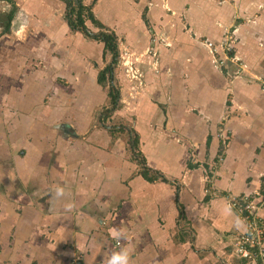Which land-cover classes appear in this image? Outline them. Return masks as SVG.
I'll return each instance as SVG.
<instances>
[{
	"label": "crops",
	"instance_id": "crops-1",
	"mask_svg": "<svg viewBox=\"0 0 264 264\" xmlns=\"http://www.w3.org/2000/svg\"><path fill=\"white\" fill-rule=\"evenodd\" d=\"M12 2L5 29L0 0V264H106L121 248L129 264H256L233 253L246 223L225 196L252 195L264 217V0H81L117 38L105 122L103 43L69 29L61 0ZM103 123L136 133L151 182L127 132Z\"/></svg>",
	"mask_w": 264,
	"mask_h": 264
},
{
	"label": "trees",
	"instance_id": "trees-1",
	"mask_svg": "<svg viewBox=\"0 0 264 264\" xmlns=\"http://www.w3.org/2000/svg\"><path fill=\"white\" fill-rule=\"evenodd\" d=\"M11 3L13 6L10 10L9 14L7 15V22L5 29L8 28L10 25V22L12 20L13 12L15 10V7L13 5L12 0H5ZM65 4V11H64V19L66 21V24L68 25L69 29L72 32L79 31L81 32L85 37H88L90 39L100 41L103 43L104 46V53L109 52L111 54V61L108 63L103 69L98 71L97 74V82L101 86H108V92L107 96L110 98V107L106 108L104 111L98 113V119L100 122H105L109 114L112 113V111L117 108L119 105V90L115 87L113 81V68L116 64L119 52L117 48V38L114 35L113 32H111L109 29L102 26L98 21L94 19L91 12L89 11L88 7H85L81 0H61ZM85 20H90L94 26H97L99 30L97 32H92L90 29H88L85 25ZM109 130L117 129L119 131H126L128 134V149L131 152V155L134 159L138 161L139 164V173L149 182L152 181L154 178L147 177V169L145 164V159L142 157L141 152L138 147V137L136 133L132 132L128 127L126 126H116L114 125H105ZM209 169V168H208ZM208 172V170H207ZM210 176V173H207V177ZM178 188L176 187L175 192V202L178 208V218L183 217L182 207L178 203Z\"/></svg>",
	"mask_w": 264,
	"mask_h": 264
},
{
	"label": "built area",
	"instance_id": "built-area-1",
	"mask_svg": "<svg viewBox=\"0 0 264 264\" xmlns=\"http://www.w3.org/2000/svg\"><path fill=\"white\" fill-rule=\"evenodd\" d=\"M203 43L210 54L216 56L218 47L208 40H204ZM233 44L234 35L232 32L226 30L219 45L223 57H219V60L216 57L215 61L221 64L223 63V60L229 58L230 53L233 50ZM227 145L228 136L222 129L220 131V150L224 151ZM262 177L264 183V174ZM207 180H210V178H207ZM225 198L228 208L236 212L246 223L245 231L238 234L234 239L232 247L233 253L237 257L247 261L256 264H264V217L257 215L259 205L252 195L233 196L228 194Z\"/></svg>",
	"mask_w": 264,
	"mask_h": 264
},
{
	"label": "clouds",
	"instance_id": "clouds-1",
	"mask_svg": "<svg viewBox=\"0 0 264 264\" xmlns=\"http://www.w3.org/2000/svg\"><path fill=\"white\" fill-rule=\"evenodd\" d=\"M56 195H62V189H56ZM114 240L122 239L121 231L112 229L110 233ZM106 264H129V252L126 249L121 248L119 251L113 252L107 259Z\"/></svg>",
	"mask_w": 264,
	"mask_h": 264
},
{
	"label": "rangeland",
	"instance_id": "rangeland-1",
	"mask_svg": "<svg viewBox=\"0 0 264 264\" xmlns=\"http://www.w3.org/2000/svg\"><path fill=\"white\" fill-rule=\"evenodd\" d=\"M63 13H64V10H63ZM117 68H118V67H117ZM115 80H116V82H115V83H116V87L118 88L119 85H118V83H117V78H116V76L114 77V81H115ZM106 89H109L107 85H106Z\"/></svg>",
	"mask_w": 264,
	"mask_h": 264
}]
</instances>
